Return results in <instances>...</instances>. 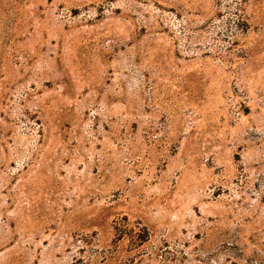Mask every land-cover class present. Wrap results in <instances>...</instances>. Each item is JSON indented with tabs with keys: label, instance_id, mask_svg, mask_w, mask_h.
Listing matches in <instances>:
<instances>
[{
	"label": "rangeland",
	"instance_id": "rangeland-1",
	"mask_svg": "<svg viewBox=\"0 0 264 264\" xmlns=\"http://www.w3.org/2000/svg\"><path fill=\"white\" fill-rule=\"evenodd\" d=\"M0 264H264V0H0Z\"/></svg>",
	"mask_w": 264,
	"mask_h": 264
}]
</instances>
